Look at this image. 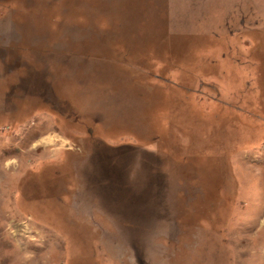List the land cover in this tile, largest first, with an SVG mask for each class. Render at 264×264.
Masks as SVG:
<instances>
[{"label":"rangeland","instance_id":"obj_1","mask_svg":"<svg viewBox=\"0 0 264 264\" xmlns=\"http://www.w3.org/2000/svg\"><path fill=\"white\" fill-rule=\"evenodd\" d=\"M0 264H264V0H0Z\"/></svg>","mask_w":264,"mask_h":264}]
</instances>
